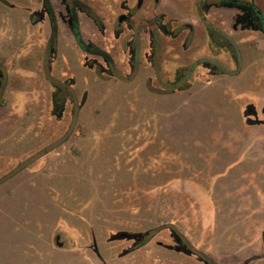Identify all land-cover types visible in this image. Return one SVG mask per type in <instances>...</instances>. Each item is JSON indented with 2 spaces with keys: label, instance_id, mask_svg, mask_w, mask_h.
I'll list each match as a JSON object with an SVG mask.
<instances>
[{
  "label": "rangeland",
  "instance_id": "rangeland-1",
  "mask_svg": "<svg viewBox=\"0 0 264 264\" xmlns=\"http://www.w3.org/2000/svg\"><path fill=\"white\" fill-rule=\"evenodd\" d=\"M47 1L54 34L43 0H0V264H264V169L250 163L210 179L221 153L210 151L215 142L193 114L177 112L210 104L190 89L161 88L194 63L195 86L213 71L252 72L264 65V36L222 24L232 38L218 42L230 47L215 49L205 23L162 24L173 37L140 17L118 24L122 0ZM197 2L163 0L160 10L193 18L203 11ZM69 9L82 42L112 67L78 46ZM260 105L246 111L255 145L263 144ZM59 223L82 249L67 250Z\"/></svg>",
  "mask_w": 264,
  "mask_h": 264
},
{
  "label": "crops",
  "instance_id": "crops-1",
  "mask_svg": "<svg viewBox=\"0 0 264 264\" xmlns=\"http://www.w3.org/2000/svg\"><path fill=\"white\" fill-rule=\"evenodd\" d=\"M224 68L235 70L236 66L234 69L229 65ZM210 76L211 79L208 82L199 86L191 85L190 83L188 88L190 89L189 93L196 99V102L202 104L208 101L209 107L199 106L193 110L188 103L177 109L179 118L183 116V112L193 114L195 121H198L202 129L204 128L209 131L211 141L215 142L211 146L210 151L221 153L219 158L221 159V163L215 162L216 164L211 165V167H214V171L210 179L212 177L218 179L229 176V174L242 165L248 168L250 163L257 164L259 169H264V126L262 125L263 127L256 130L263 138V144L259 143L255 145L250 138V132H255L253 131L255 128L253 126L251 128V125H249V115L246 112L250 107L248 105L253 101L261 104L260 112L264 115V65L258 66L252 72L244 73V70H239L233 76L217 71L215 74H210ZM244 91L254 94L257 99L249 100L247 98L240 100L236 98ZM164 106L166 107L164 111L159 113L164 114L167 112L168 107ZM207 107L209 111L206 110ZM253 110L254 115L257 116L259 113L258 109ZM154 111L156 110L154 109ZM202 134H204V130H202ZM196 138L198 136H195V140H198ZM199 140L202 141V139ZM200 145L199 148H203L204 144ZM223 152L224 154L222 155ZM215 159H218V156ZM225 166L229 167L227 171L223 170ZM196 181L211 182V180L201 179H196Z\"/></svg>",
  "mask_w": 264,
  "mask_h": 264
},
{
  "label": "flooded vegetation",
  "instance_id": "flooded-vegetation-1",
  "mask_svg": "<svg viewBox=\"0 0 264 264\" xmlns=\"http://www.w3.org/2000/svg\"><path fill=\"white\" fill-rule=\"evenodd\" d=\"M162 2L163 0H130V2L128 0H122L119 2L121 13L117 16V22L119 18H122L123 21L121 24H129L134 18L140 17V23L157 24L165 34L173 37H176L177 34L162 24L205 23L208 25L205 29L206 35L209 41H212L216 45L215 49H226L230 47L227 43L218 42V40H231L232 38V33L227 32L222 24H231L230 28L234 32L237 30H250L264 36V0H199L194 6L198 7L202 3L201 7L203 11H196L193 18L189 17L186 19L168 16L166 12L160 10L163 8ZM211 10L214 12H211ZM218 10H221L220 15L217 14ZM223 10L227 11V15H225L226 12L224 13ZM139 12H142L143 15L140 16L138 14ZM157 13L159 15H156ZM70 14H72V10L69 9L68 15L70 16ZM216 24H220L221 26H217ZM186 28L192 31L191 26H186ZM212 42H209V44ZM209 46L212 47L211 44ZM199 65L207 66L212 70L216 69V65L212 64L211 61H203ZM135 239L136 241H140L144 238L143 236H136ZM176 241L179 243L178 246L182 247L180 240L176 239Z\"/></svg>",
  "mask_w": 264,
  "mask_h": 264
},
{
  "label": "trees",
  "instance_id": "trees-1",
  "mask_svg": "<svg viewBox=\"0 0 264 264\" xmlns=\"http://www.w3.org/2000/svg\"><path fill=\"white\" fill-rule=\"evenodd\" d=\"M43 4H44L45 8H47L48 17L50 19L51 32H52V34H54L56 32V22H55L54 14H53L52 10L50 9L47 0H43ZM74 7L78 8L79 10H81L87 14H89L87 11H85L82 7L79 6L77 1L74 2ZM89 17H91L93 22L95 23V25H97V27L100 28V24L97 22V20L94 17H92L91 15H89ZM70 22H71L70 28H71V31L73 33V36H74L75 41L77 42L78 46L83 51L91 52L92 54L97 55L100 58H102L103 62L105 63V65L107 67H112V61H111L108 54H106L105 52L100 51V50L91 51L90 46H87L82 42L81 36H80V31H79V26H78V22H77L74 10L72 11V14H70ZM263 28H264V25H263ZM214 65H216V63ZM196 66H197V63H194L191 65L179 68L176 71L175 80L173 82L164 83L162 85L161 88H162L163 92L174 93V92H180V91L187 90L190 86V84L188 83L189 76L194 71ZM216 67L219 68V71L225 72V70H223L222 66L217 65ZM212 74H215V71H213ZM109 75L112 76L113 73L111 71H109ZM56 101H57V99L54 97L53 102L56 103ZM199 258L200 257H198V259Z\"/></svg>",
  "mask_w": 264,
  "mask_h": 264
},
{
  "label": "water",
  "instance_id": "water-1",
  "mask_svg": "<svg viewBox=\"0 0 264 264\" xmlns=\"http://www.w3.org/2000/svg\"><path fill=\"white\" fill-rule=\"evenodd\" d=\"M41 19H42V16L40 15L39 16V20H41ZM122 21H123V19L122 18H119L118 24H121ZM54 232H62L63 234H65V236L67 237V239L69 241V244H70V247L67 250H69V251H77V250H80V249L83 248V246L81 245V240L78 238V236L75 233L67 230L62 223H59L57 225V227L54 230ZM119 236L120 237H115V238H124L125 237L127 239H131V237L128 236V235H126V234H120ZM54 245L58 249H61L62 248L63 243H61L59 241V236H56L54 238ZM167 248L168 249H171L172 247L171 246H167ZM176 250L178 251L179 249H176ZM95 253L97 254V251H95ZM185 253L187 255H190V252L187 251V250L185 251Z\"/></svg>",
  "mask_w": 264,
  "mask_h": 264
}]
</instances>
